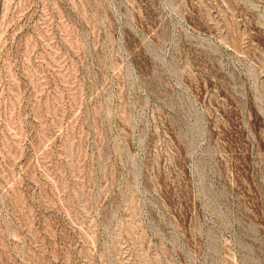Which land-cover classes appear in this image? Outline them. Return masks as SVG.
<instances>
[{
	"label": "rangeland",
	"instance_id": "374dc122",
	"mask_svg": "<svg viewBox=\"0 0 264 264\" xmlns=\"http://www.w3.org/2000/svg\"><path fill=\"white\" fill-rule=\"evenodd\" d=\"M0 264H264V0H0Z\"/></svg>",
	"mask_w": 264,
	"mask_h": 264
}]
</instances>
